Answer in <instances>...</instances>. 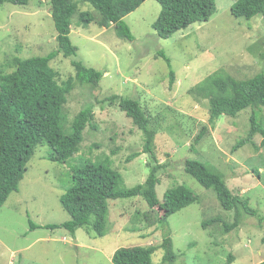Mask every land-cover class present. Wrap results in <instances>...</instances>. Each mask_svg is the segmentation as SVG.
I'll list each match as a JSON object with an SVG mask.
<instances>
[{
  "label": "rangeland",
  "instance_id": "1",
  "mask_svg": "<svg viewBox=\"0 0 264 264\" xmlns=\"http://www.w3.org/2000/svg\"><path fill=\"white\" fill-rule=\"evenodd\" d=\"M237 0H216V11L207 22L196 23L172 34L156 36L152 26L160 6L145 0L124 22L133 36H116L114 26L96 22L82 25L79 12L97 14L79 4L72 18L70 40L75 57L58 55L51 67L61 83L75 75L72 61L104 73L97 86H79L68 95L64 111L69 122L86 106H93L94 120L83 132L79 152L66 163L45 159L50 149L40 146L26 165L18 191L0 208V264H113L120 248L159 245L172 240L176 260L171 264H260L264 261V147L261 136L252 144L236 147L247 136L249 117L255 113L264 125V107L247 108L236 117L210 114L208 100L189 90L212 74L234 80H249L264 72V15L251 20L235 19L230 9ZM50 0H27L26 6L0 5V75L15 69V58L46 56L57 49ZM170 60L175 82L169 86V67L158 54ZM123 96L140 103L151 125L161 166L156 194L162 200L166 189L183 185L199 201L168 218L167 225L154 224L141 197L110 200L103 236L90 228L70 235L64 229L49 230L70 218L59 197L71 185L73 170L86 162L107 164L118 171L126 188L144 183L149 175V155L143 153L145 137L131 119L109 102ZM205 128L198 141L197 135ZM133 154H139L128 162ZM186 160H197L217 173L234 196L247 200L255 216L243 214L236 229L225 231L233 211L219 205L212 190L200 186L184 170ZM259 173V174H256ZM149 213L145 220L143 214ZM219 217L220 223L204 226ZM28 219L38 228L30 231ZM162 249L152 256L161 264Z\"/></svg>",
  "mask_w": 264,
  "mask_h": 264
},
{
  "label": "trees",
  "instance_id": "2",
  "mask_svg": "<svg viewBox=\"0 0 264 264\" xmlns=\"http://www.w3.org/2000/svg\"><path fill=\"white\" fill-rule=\"evenodd\" d=\"M145 0H50L51 18L56 31L57 49L46 56H34L26 59L15 58V69L0 75V208L9 195L18 191L19 183L26 171V165L35 150L43 145L50 149L44 157L53 163H66L79 152L83 132L94 120L93 106H86L68 121L64 111L68 95L79 86H97L103 77L101 71L87 68L81 62L72 61L75 75L59 83V74L50 63L58 56L75 57L77 48L70 40L72 18L77 14L79 4L90 6L97 19L89 11L79 12L77 19L82 25L91 22L101 28L114 26L116 36L132 41L133 36L124 18L136 11ZM160 12L152 28L160 39H168L177 31L189 26L207 22L216 11V0H155ZM8 2L15 6H26L27 0H0V5ZM235 19H245L264 15V0H237L230 9ZM162 57L169 71V86L175 82L170 60L163 52ZM200 98L208 100L210 114L213 117H236L247 108L264 107V72L249 80H234L226 75L212 74L189 90ZM109 102H117L121 112L131 119L140 130L145 142L143 153L149 157V175L142 184L126 188L122 175L107 164L86 162L73 170L71 185L59 197L62 209L69 220L62 224H48L45 229H64L74 236L77 229L90 228L98 236H103L107 224V203L110 200L141 197L154 213V224L166 226L168 218L176 212L199 201L190 189L183 185L165 190L162 200L157 198L156 186L159 184V164L153 139L157 126L151 125L140 103L123 96H111ZM247 136L237 143V148L252 144L255 135H260L264 147V125L254 112L249 117ZM205 128L197 135L198 141ZM253 145V144H252ZM133 154L129 159L137 157ZM184 172L206 190H212L225 211H233L231 224L223 223L224 230L230 231L239 226L243 214L255 216L247 200L234 196L223 179L197 160H186ZM259 174V173H256ZM149 213H144L145 220ZM215 217L206 221L204 226L220 223ZM29 230L38 228L28 219ZM159 249L163 251L161 264H171L176 260L172 251V240L166 236L159 245L120 248L112 256L113 264H152L151 256ZM233 258L228 257L226 264ZM260 264H264L262 261Z\"/></svg>",
  "mask_w": 264,
  "mask_h": 264
}]
</instances>
